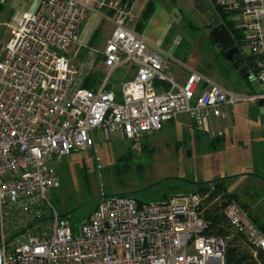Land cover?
Wrapping results in <instances>:
<instances>
[{"label": "built area", "instance_id": "1", "mask_svg": "<svg viewBox=\"0 0 264 264\" xmlns=\"http://www.w3.org/2000/svg\"><path fill=\"white\" fill-rule=\"evenodd\" d=\"M217 4L237 14L259 93L238 95L208 82L197 95L207 80L196 70L184 84L174 83L163 58L131 29L125 3L41 0L36 12L20 17L0 52V264H225L230 237L244 239L255 260L264 254V232L235 202L224 210L227 238L207 233V195L178 193L149 203L103 196L79 230L60 220L48 197L59 188L53 164L94 150L97 131L105 140L137 142L180 115L202 127L224 119L225 107L264 104V0ZM92 9L113 12V32L102 53L106 73L89 90L82 83L93 60L75 67L67 54ZM122 68L134 77L117 94L109 78ZM157 82L169 89L159 91Z\"/></svg>", "mask_w": 264, "mask_h": 264}, {"label": "rangeland", "instance_id": "2", "mask_svg": "<svg viewBox=\"0 0 264 264\" xmlns=\"http://www.w3.org/2000/svg\"><path fill=\"white\" fill-rule=\"evenodd\" d=\"M4 19L6 17L1 16L0 52L12 37L14 27ZM190 20L182 22L185 42H191L192 35L199 36L203 29L193 30L189 25L197 24H190ZM108 30L109 22L106 20L93 39L97 47L102 45ZM204 32H207L205 28ZM244 51L247 53V48ZM98 52H101L99 54L102 57V50ZM125 70L126 68L118 69L110 76L109 84L114 91H118L120 83L126 80ZM105 73L103 63H99L91 74L99 79ZM229 82L232 83L233 78L230 77ZM240 88L234 85L231 91L243 92V88ZM241 106L245 107L247 113V105ZM213 121L218 128L221 120ZM255 121L259 123V117ZM250 124L252 121L247 120L246 114L242 113L241 118L231 124L233 127L224 131L225 139L220 144L215 142L223 134L219 128L216 132L220 135H217L209 126L203 128V131H197L186 128L182 122L173 124L171 121L161 131L137 142L126 141L119 136L105 140L102 132L97 131L94 150L73 152L60 163L53 164L59 188L49 193L50 204L60 220L68 222L72 229L79 230L103 196L126 195L143 203L159 202L167 195L193 193L198 190L199 184L220 179L225 180L228 193L237 194L240 196L239 203L242 205L245 202L252 209L244 211L264 226V175L247 172L245 169H251L254 158V146L249 143L250 132L258 131L259 128L254 123L247 128ZM248 129L249 136L244 138V131ZM253 161V164L256 163V158ZM245 173L253 174L244 175ZM212 186L215 187L214 184ZM212 186L207 187L208 200L212 193L215 196L208 202L205 199L210 210H202V215L204 217L205 212L214 213L213 210L217 209L216 213L224 217L226 206L221 207L224 195L218 191L213 192ZM45 221L51 223L49 217ZM229 236L230 233L227 238ZM234 240V246L255 260L245 240L237 237L229 239Z\"/></svg>", "mask_w": 264, "mask_h": 264}, {"label": "crops", "instance_id": "3", "mask_svg": "<svg viewBox=\"0 0 264 264\" xmlns=\"http://www.w3.org/2000/svg\"><path fill=\"white\" fill-rule=\"evenodd\" d=\"M110 1L128 5L125 0ZM40 2L41 0H0V18L1 16H5L6 19H4V21L11 23V25L15 27L23 14L36 12ZM149 2H153L154 12L145 24H141V16ZM128 6L131 7L133 12L131 29L143 36L150 47L155 48V52L165 61L166 74L177 85L184 84L190 71L196 70L207 80V82H203L199 85L196 92L197 95L208 88V82L217 84L230 92H232L231 87L237 85L238 88L241 87L244 90L238 93L232 92L238 95H250L260 92V87L254 80L252 71L249 70L252 68V60L250 59L248 46L242 37L235 40L232 31L229 30L226 25V22H231L234 30H236L237 33L239 31L241 35L237 27V14L231 10L222 8L229 13L224 19L217 11L216 6L220 7L217 4V0H134ZM112 16L113 12L108 9H103L101 11L92 9L87 13L85 22L80 29L78 40L67 54L71 64L75 67H79L91 57L94 64L93 72L96 70L99 63L102 64V57H100L101 55L99 54L101 52L98 51L102 50L103 53L105 45L113 32V25L111 23ZM106 20L109 22V30L106 32L105 40L102 45L97 47L93 39ZM185 20H190V24H197L196 26L189 25L193 30L205 28L207 32L203 33L202 29V33L199 36L192 35L191 42H188V40L185 42L183 35L185 28L182 25V22ZM221 25L226 28L235 42L234 48H237V53L236 61L234 62L225 58L226 50L210 36L212 30ZM244 48H247V53L244 51ZM124 76L126 79L124 82L132 80L134 77L133 70L126 69ZM230 77L233 78L232 83L229 82ZM109 87L112 88L111 86ZM156 87L162 92L169 89V85L165 83L157 82ZM115 92L118 94L119 90ZM242 104L247 105V113L245 107L241 106ZM242 104L240 103L233 107L223 108L222 111L226 114V117L220 119L221 123L218 127L223 134L221 139L219 138L220 140L217 139L215 142L220 144L221 140L225 139L224 131L232 128L233 126H231V124L241 118L242 113L246 114V119L252 121V124L247 128L253 126V123L259 126V128L258 131L255 130L250 132L251 138L249 142L250 145L254 146L253 159L255 160L256 158V163L253 164L254 161L252 159L251 169H245L247 172L252 171L254 174L259 173L264 175V104L262 106L259 103L256 105L247 103ZM256 117H259V123L255 121ZM213 120L215 119L211 118L205 122L204 126L198 127L187 116L180 115L175 119V122L172 120V123L182 122L183 126L186 128L196 129L197 131H199V129L203 131V128H208L209 126L216 134L218 133L216 132L218 128L215 126ZM170 122L171 121L167 123ZM167 123L165 125H167ZM249 131L250 129L244 131V138L249 136ZM216 138L218 137H213V139ZM239 143L242 144L241 141H239ZM253 173H245L244 175ZM225 184L226 182L224 181V186ZM211 186L212 184L210 187ZM211 189L214 190V187L212 186ZM229 194L236 195L237 201L240 199V196L235 193ZM168 196L170 195L163 197L162 201ZM235 203L242 210H252L245 202L242 203V205L239 201Z\"/></svg>", "mask_w": 264, "mask_h": 264}, {"label": "trees", "instance_id": "4", "mask_svg": "<svg viewBox=\"0 0 264 264\" xmlns=\"http://www.w3.org/2000/svg\"><path fill=\"white\" fill-rule=\"evenodd\" d=\"M125 1H127L128 5H130L134 0H125ZM212 1H214V0H212ZM216 8H217V11L219 12V14L224 19H225V17H227L229 15V13L226 12V10H223L222 8L217 7V6H216ZM153 12H154V4H153V2H149L146 5L145 10L141 16V19H140L141 24H145L150 19ZM226 25H227V28L232 31L235 40H238L242 37L239 34V31L237 33V31L234 30L231 22H226ZM250 59L252 60V63H251L252 68L249 70L252 71V75H253L256 70L254 68L253 59L251 57H250ZM100 80H101V78L98 79V77L96 75L90 74L88 77H86L84 79V81L82 83V88L89 89V90L95 89L99 85ZM224 181L225 180H216V181H212L209 183L199 184L198 188H197L198 190L196 192H193V193H198L202 196L207 195V192L209 191L207 189V187L211 184H214L215 187H214L213 192L218 191L224 195L223 196L224 201L221 205V207L223 208L231 202H237L236 195L229 194L227 192V189L224 186ZM214 196H215V194L212 193L211 196L209 197V200ZM209 200H208V196H207V202ZM207 202L205 201L203 204L204 210H210L207 207ZM216 211H217V209L213 210L214 213L205 212L204 219H206V222L208 223L207 233L212 234V235H216L219 237H226L229 234L226 219H225V217H222L221 215L216 213ZM249 216H250V214H249ZM250 218L264 232V226L257 223V220L252 218L251 216H250ZM242 240H244V239H242ZM234 244H235V240L229 241V243H228L225 264H257V262H260V264H264V254L262 252H258V255H257L258 260H253L248 254L241 252L236 246H234Z\"/></svg>", "mask_w": 264, "mask_h": 264}, {"label": "water", "instance_id": "5", "mask_svg": "<svg viewBox=\"0 0 264 264\" xmlns=\"http://www.w3.org/2000/svg\"><path fill=\"white\" fill-rule=\"evenodd\" d=\"M210 36L216 43L220 44L226 50V59L231 62L236 61L237 48H234L235 42L224 26L221 25L212 30ZM259 104L262 106L263 102H260Z\"/></svg>", "mask_w": 264, "mask_h": 264}]
</instances>
